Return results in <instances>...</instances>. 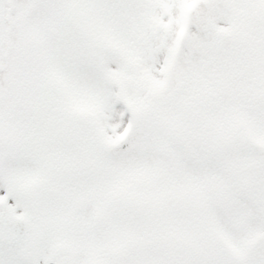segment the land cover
<instances>
[{
	"label": "snow or ice",
	"instance_id": "6c2138e0",
	"mask_svg": "<svg viewBox=\"0 0 264 264\" xmlns=\"http://www.w3.org/2000/svg\"><path fill=\"white\" fill-rule=\"evenodd\" d=\"M0 264H264V0H0Z\"/></svg>",
	"mask_w": 264,
	"mask_h": 264
}]
</instances>
